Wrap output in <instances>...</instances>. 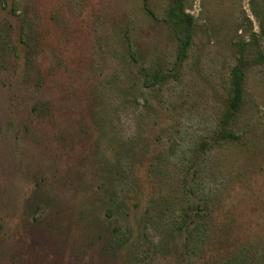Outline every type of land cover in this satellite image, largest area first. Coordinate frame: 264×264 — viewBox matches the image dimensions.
Returning <instances> with one entry per match:
<instances>
[{
    "label": "rangeland",
    "instance_id": "374dc122",
    "mask_svg": "<svg viewBox=\"0 0 264 264\" xmlns=\"http://www.w3.org/2000/svg\"><path fill=\"white\" fill-rule=\"evenodd\" d=\"M183 1L194 25L177 69L180 33L163 22L170 0L0 3V264L26 259L41 230L56 244L45 257L62 264H103L105 242L110 264H187L177 228L198 168L207 192L249 218L264 196V62L247 71L239 140L211 141L238 44L251 60L264 54V0ZM26 23L29 66L18 43ZM142 68L166 78L145 88ZM114 226L122 245L108 240ZM259 232L243 240L264 250Z\"/></svg>",
    "mask_w": 264,
    "mask_h": 264
},
{
    "label": "trees",
    "instance_id": "16d2710c",
    "mask_svg": "<svg viewBox=\"0 0 264 264\" xmlns=\"http://www.w3.org/2000/svg\"><path fill=\"white\" fill-rule=\"evenodd\" d=\"M183 0H170L163 22H165L174 31H179L180 39L177 47L176 65H180L187 57V50L191 45L192 29L194 25V18L191 14L185 11ZM2 6H8L7 0H0ZM148 9V8H147ZM152 13L151 11L149 12ZM21 31L18 43L23 45L24 50V64L29 66V40L30 33H32L31 25L26 23ZM26 29V30H25ZM261 37L264 44V27L261 29ZM7 43L8 50L14 51L15 45ZM2 44L0 43V47ZM241 43L237 46L236 63L230 71L229 81V99L226 108L219 120L218 130L216 131L213 140V145L218 143H234L239 140V135L234 132L233 125L242 112L245 91L244 84L247 76V71L251 64L264 62V54L258 52L255 59H250L245 47ZM11 47V48H10ZM10 48V49H9ZM7 49V48H5ZM15 55V52H13ZM261 61V62H260ZM4 61L0 60V64ZM140 74L143 75V84L145 88H154L161 83L165 78V74L158 69H144L142 68ZM211 142H202V146L210 147ZM211 148V147H210ZM204 150V148L202 149ZM199 172V168L191 174L190 182H187L185 193L192 198L187 201V206L181 209V215L178 222V228L183 240L181 243L182 253L186 259L187 264H264V250H255L250 246V243L243 240V233L261 231L264 233V196H254L253 204H251V213L249 218L243 222L237 219L236 214L230 208L228 200H225L216 191L207 192L206 185L203 180L197 179L195 175ZM191 173V172H190ZM197 176V175H196ZM247 189V184L244 185ZM249 188H252L249 186ZM245 189L243 188V191ZM233 191V190H231ZM239 193V192H238ZM114 196H110V200L114 201ZM29 202V201H28ZM32 203V200H31ZM31 203H26L29 206ZM113 203V202H112ZM230 205V206H229ZM115 206H110L106 210L107 217H113L115 214ZM22 222L27 221L23 215L19 216ZM34 219L25 222L35 226ZM120 228L112 227L109 232L108 240L113 241L118 237L116 242L118 245L125 243L126 239L118 236ZM44 231L34 232L31 234L30 242L25 245L24 253L26 259L21 258L18 261L14 259V264H62L61 257L50 258L48 252L55 247L54 241L50 236H46ZM258 240H263L264 234L258 236ZM43 246H45L43 248ZM109 243L105 242L101 253V263L110 264L113 261L114 253L109 249ZM108 247V248H107ZM47 252V253H46ZM43 255H41V254ZM16 261V262H15ZM70 264V263H68Z\"/></svg>",
    "mask_w": 264,
    "mask_h": 264
}]
</instances>
